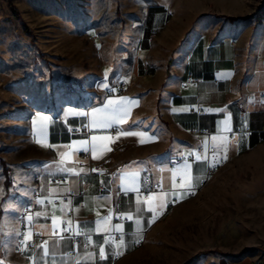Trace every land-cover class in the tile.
<instances>
[{
	"label": "crops",
	"instance_id": "0c3cea01",
	"mask_svg": "<svg viewBox=\"0 0 264 264\" xmlns=\"http://www.w3.org/2000/svg\"><path fill=\"white\" fill-rule=\"evenodd\" d=\"M154 1L138 16L131 15L135 24L125 26L123 44L132 47L133 59L97 81L87 108L71 115L40 110L29 116L31 137L49 153L20 173L22 184L10 195L5 213L8 232L0 236V262L27 264L14 249L23 208L42 196L84 187V195L74 199V214L77 224L92 234L90 247L78 245L74 256L69 255L72 240L51 236L53 219L57 227L69 205H40L25 217L32 229L45 236L36 249L37 262L134 264L135 256L166 215L171 198L184 197L187 185L204 177L203 161L170 166L173 158L189 154L199 143L213 144L227 156L226 166L208 181V189L213 188L214 179L223 176L264 173V157L254 155L264 148V97L260 96L264 94V18L258 22L253 16L240 18L251 14H241L234 0ZM192 3L199 7L191 9ZM187 73L199 83L180 89ZM120 80L126 81L127 88L118 93L113 88ZM110 100L122 101L128 115L99 129L92 121L112 113L116 105L110 107ZM196 103L205 109L200 116L188 112ZM98 109L101 111L94 116ZM84 124L90 128L89 135L70 132ZM243 125L251 129L249 135L230 134ZM196 126L206 128L209 135L193 134ZM85 141L89 147L95 146V156L81 150ZM253 156L246 168L239 167L242 159ZM60 166L68 171H59ZM145 176L150 182L143 181ZM53 178L64 180L52 182ZM154 182H160L161 190L144 200L141 191L150 190ZM115 205L127 218L124 223L107 217ZM46 215L49 218L45 219ZM153 219L154 223H149ZM105 233L108 237L103 239ZM114 233L120 234L123 245L114 242ZM45 242L47 255L42 247ZM118 251L123 254L115 259ZM259 257L254 255L250 264Z\"/></svg>",
	"mask_w": 264,
	"mask_h": 264
},
{
	"label": "rangeland",
	"instance_id": "374dc122",
	"mask_svg": "<svg viewBox=\"0 0 264 264\" xmlns=\"http://www.w3.org/2000/svg\"><path fill=\"white\" fill-rule=\"evenodd\" d=\"M154 2L0 0V236L8 232L5 213L20 173L49 153L31 137L29 116L87 108L97 81L133 59L132 47L123 44L125 26ZM234 4L251 14L240 18H264V0ZM256 154L264 157V148ZM212 182V189L205 186L166 213L134 264H189L200 252L191 264H250L254 255L264 264V173Z\"/></svg>",
	"mask_w": 264,
	"mask_h": 264
},
{
	"label": "built area",
	"instance_id": "2783aa9c",
	"mask_svg": "<svg viewBox=\"0 0 264 264\" xmlns=\"http://www.w3.org/2000/svg\"><path fill=\"white\" fill-rule=\"evenodd\" d=\"M154 33V32H153ZM234 46L236 45L233 43ZM199 83V79L193 76L192 73H187L184 80L181 82L179 88L185 89L188 86H197ZM127 88V83L124 80H120L117 83V86L113 88V91L121 93L124 92ZM112 92V91H111ZM110 92L107 93V95ZM261 97H264V94H260ZM188 112L190 114H195L196 116H200L205 112L204 107L200 104L196 103L193 106L188 108ZM85 132L87 135L90 134V128L87 124L82 125L81 127H74L70 129L71 133H79ZM191 132L195 135L199 136H207L209 132L206 128H201L196 126L192 128ZM251 133V129L243 125L241 127L235 128L231 130V135H242L247 136ZM215 154V155H214ZM223 153L213 144L204 145L199 143L196 145L195 149L189 154L179 155L171 160V168H174L180 165L183 162H194V161H203L206 164V170L204 177L197 183L194 184L195 187L186 191L185 196L181 197L180 195H176L171 198L168 205L165 208V213L170 212L175 206L183 202L184 200L194 198L207 184L208 181L218 172L222 170V168L226 165V159H223ZM206 157V159H205ZM64 178H53L52 182H61ZM144 182H150V177L145 176L143 178ZM162 188L160 182H154L152 188L150 190H142V198L147 200L151 193L160 191ZM85 193L84 187H79L76 190L69 189L64 193L42 196L40 201H34L31 204L27 205L22 209L20 217L21 222L19 229L17 231L15 237L14 249L17 253L23 255L27 264H39L36 260V249L37 246L42 244L45 240V236L38 230H34L31 228L30 224H27L25 221V217L36 210L40 205H58L60 203H67L69 205L65 215L59 220L58 226L56 227V231L53 229L51 231V236L55 238H63L69 237L72 240L73 249L68 253L69 255L74 256L75 247L78 245L83 246L88 249L91 245V237L92 234L85 232L81 226H79L76 222V217L74 214V199L78 196H82ZM122 195H127V192L122 191ZM38 196V194H36ZM107 217L112 221H118L120 223H124L127 218L122 216L118 212L117 206H113L111 212L107 214ZM49 218L48 215L45 216V219ZM108 234H102V238L106 239ZM114 242L120 243L121 236L119 233H114ZM142 238L137 240L138 244L142 243ZM121 255H114L115 259H118ZM0 264H6L0 262ZM253 264H262L261 260H256Z\"/></svg>",
	"mask_w": 264,
	"mask_h": 264
},
{
	"label": "snow or ice",
	"instance_id": "6c2138e0",
	"mask_svg": "<svg viewBox=\"0 0 264 264\" xmlns=\"http://www.w3.org/2000/svg\"><path fill=\"white\" fill-rule=\"evenodd\" d=\"M108 105L110 107H112L113 105H116V107H112V113L110 115H106L103 116L102 118L98 119V120H93L92 123L95 124L99 129H104L107 127H110L115 121L121 119V116H126L128 115V110H127V106L123 104V102H116V101H108ZM101 110H95V112L93 113V115L95 116L97 112H100ZM136 133L133 132H127L126 135H135ZM96 137L93 136L92 140H95ZM215 140V138H213ZM143 142V141H141ZM84 147L81 149L85 152L88 151H92L93 152V156H95V152H94V145H92L91 147H89V142L85 141L84 142ZM225 152H226V145H225ZM215 155V154H214ZM206 159V157H205ZM223 159H227L226 154L223 156ZM59 171H68V169L64 168L63 166H60L58 168ZM195 187L194 184H192L191 182L187 185L188 189H191ZM28 220L31 221L32 217L29 216ZM149 223H154V219L152 221H150ZM117 230H121L119 228H117ZM53 231H56V226H55V219H53ZM121 245H123V241H121ZM42 247L45 249V255H47V242L44 243V245H42ZM117 255H121L123 254L122 251H118L116 253ZM101 255L103 256V248H101Z\"/></svg>",
	"mask_w": 264,
	"mask_h": 264
},
{
	"label": "trees",
	"instance_id": "16d2710c",
	"mask_svg": "<svg viewBox=\"0 0 264 264\" xmlns=\"http://www.w3.org/2000/svg\"><path fill=\"white\" fill-rule=\"evenodd\" d=\"M228 19L232 21V20H234L235 18H234V17H228ZM1 162H2V161H1ZM4 173L7 175V170H6V168H4ZM9 185H10V181H9V179H8V176H6V179H5V187H6V188L9 187ZM200 254H201V252L198 253V254L195 256V258H194L191 262H189V264L194 263V262L198 259V257H199Z\"/></svg>",
	"mask_w": 264,
	"mask_h": 264
}]
</instances>
